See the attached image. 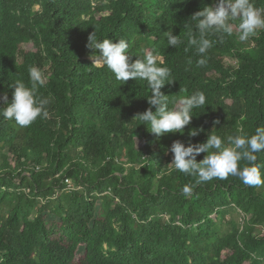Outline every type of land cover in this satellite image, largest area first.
<instances>
[{
	"label": "trees",
	"instance_id": "16d2710c",
	"mask_svg": "<svg viewBox=\"0 0 264 264\" xmlns=\"http://www.w3.org/2000/svg\"><path fill=\"white\" fill-rule=\"evenodd\" d=\"M216 2L0 0V97L10 102L17 80L30 87L36 66L48 77L38 95L52 98L49 116L31 126L0 116V264H264V186L231 175L197 183L171 164L174 141L264 127V30L240 42L239 21H230L231 36L207 37L204 66L188 42L190 31L199 38L190 16ZM169 30L183 41L177 48ZM92 32L130 41L132 61L152 52L169 67V108L197 90L207 105L183 133L156 137L137 116L155 111L146 82L120 84L93 66ZM256 156L264 178V151Z\"/></svg>",
	"mask_w": 264,
	"mask_h": 264
},
{
	"label": "clouds",
	"instance_id": "9594fccd",
	"mask_svg": "<svg viewBox=\"0 0 264 264\" xmlns=\"http://www.w3.org/2000/svg\"><path fill=\"white\" fill-rule=\"evenodd\" d=\"M190 19L199 33L196 38L189 32V44L194 46L197 54L202 57L197 60L198 66H204L203 58L207 51L213 47L214 41L207 38L210 34H233L234 28L230 21L238 20V39L247 42L264 30V9L257 8L252 0H217L212 6H207L194 12ZM167 45L177 48L183 41L179 35H174L171 30L166 32ZM89 49L99 50L98 55H93V66H106L120 84L129 79L145 81L151 95H146L150 106L137 116L148 131L156 137L167 133H183L185 126L189 125L195 109L204 108L206 96L202 91H195L189 96L182 97L175 108H169L170 97L162 88L166 83L175 79L171 69L161 66L157 57L152 52H147L142 58L131 60L129 49L130 41L120 38L113 42L108 38H98L95 32L88 37L86 45ZM191 63V60L189 61ZM30 87L23 81L17 80L10 87L14 89L9 102L7 95L0 97V105H7L0 110V116L5 120H14L20 127H28L37 118H47V106L52 102L51 97L38 95L39 88L46 86L48 77L38 67L32 66L28 70ZM216 124L220 121L216 120ZM198 129H191V136L198 135ZM225 144L230 146H225ZM215 150V151H213ZM170 151L174 154L171 164L174 169L185 175L198 177L197 183L212 181L213 179H226L239 177L243 184L257 187L264 186V178L260 167L255 164L256 153L264 151V127H257L254 134H243L242 129H237V134L229 135L223 140L219 135H209L206 142L187 146L179 140L174 141ZM200 153L207 155L197 162ZM241 161H247L251 166L240 167ZM192 187L185 185L182 192L185 196L191 193Z\"/></svg>",
	"mask_w": 264,
	"mask_h": 264
},
{
	"label": "rangeland",
	"instance_id": "374dc122",
	"mask_svg": "<svg viewBox=\"0 0 264 264\" xmlns=\"http://www.w3.org/2000/svg\"><path fill=\"white\" fill-rule=\"evenodd\" d=\"M91 59L93 60V57H92ZM227 63H228V64H236V61H235L233 58L228 57V58H227ZM67 184H69V183L67 182ZM70 184H71V186H69V188H73V187H74V183H73V181H71ZM214 217H215V219L219 222L220 226H222V221L220 220V217H219L217 214H215ZM242 219H243V220L246 219L245 214H243ZM80 254H81V253H80Z\"/></svg>",
	"mask_w": 264,
	"mask_h": 264
},
{
	"label": "built area",
	"instance_id": "2783aa9c",
	"mask_svg": "<svg viewBox=\"0 0 264 264\" xmlns=\"http://www.w3.org/2000/svg\"><path fill=\"white\" fill-rule=\"evenodd\" d=\"M66 182H68L69 183V186H71V180H69V179H67V181Z\"/></svg>",
	"mask_w": 264,
	"mask_h": 264
}]
</instances>
